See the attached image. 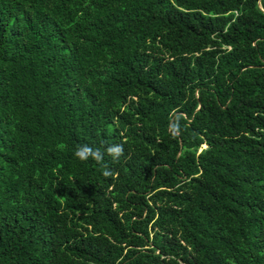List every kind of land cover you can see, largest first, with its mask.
I'll use <instances>...</instances> for the list:
<instances>
[{"label": "trees", "instance_id": "obj_1", "mask_svg": "<svg viewBox=\"0 0 264 264\" xmlns=\"http://www.w3.org/2000/svg\"><path fill=\"white\" fill-rule=\"evenodd\" d=\"M0 264H264V0H0Z\"/></svg>", "mask_w": 264, "mask_h": 264}, {"label": "clouds", "instance_id": "obj_2", "mask_svg": "<svg viewBox=\"0 0 264 264\" xmlns=\"http://www.w3.org/2000/svg\"><path fill=\"white\" fill-rule=\"evenodd\" d=\"M123 152V146L120 144L109 145L106 148V154L112 157L114 161L118 160L119 157L123 155ZM73 154L82 162L92 159L97 163H101L104 160L105 152H102L100 148H93L87 144H81L76 147ZM102 174L105 177H108L113 173L108 169L107 165H104L102 168Z\"/></svg>", "mask_w": 264, "mask_h": 264}]
</instances>
